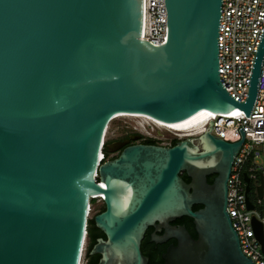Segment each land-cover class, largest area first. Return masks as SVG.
<instances>
[{"label":"water","instance_id":"obj_1","mask_svg":"<svg viewBox=\"0 0 264 264\" xmlns=\"http://www.w3.org/2000/svg\"><path fill=\"white\" fill-rule=\"evenodd\" d=\"M165 4L168 38L156 46L142 39L144 0H0V264H82L99 195L98 264H149L141 246L150 227L164 233L151 241H177L164 264H254L227 213L242 128L228 143L210 133L211 121L173 147L139 144L102 160L123 147L106 143L120 114L172 127L210 113L251 116L264 34L239 103L220 82L222 0ZM183 217L197 239L172 225ZM253 227L264 252L263 226Z\"/></svg>","mask_w":264,"mask_h":264},{"label":"built area","instance_id":"obj_2","mask_svg":"<svg viewBox=\"0 0 264 264\" xmlns=\"http://www.w3.org/2000/svg\"><path fill=\"white\" fill-rule=\"evenodd\" d=\"M167 25L165 0H144L142 39L156 46L163 45L168 38ZM263 34L264 0H222L218 38L220 82L239 103L247 100L252 68ZM116 120H122L123 127L128 131L147 133L146 126L139 118H115L111 124ZM211 121L210 133L228 143L239 142L238 131L240 128L244 130L242 147L232 165L227 185V213L243 254L254 264H264L263 248L253 227V219L262 224L264 243V62L251 116L247 118L244 113L209 116L201 128V134L194 133V137L204 134ZM174 134L191 137L184 136L188 133ZM102 160H105V154ZM259 186L262 187L261 197ZM247 187H250L248 193ZM247 197L253 209H249ZM92 200L103 203L104 198L93 197Z\"/></svg>","mask_w":264,"mask_h":264},{"label":"flooded vegetation","instance_id":"obj_3","mask_svg":"<svg viewBox=\"0 0 264 264\" xmlns=\"http://www.w3.org/2000/svg\"><path fill=\"white\" fill-rule=\"evenodd\" d=\"M150 129V128H149ZM152 131H156L154 127H152ZM148 134L150 135H147V133H144V132H137V131H127L125 132L124 134H121V135H118L116 136L115 138H113L108 144H110L112 146V148H120L122 147L120 150H118L117 152L115 153H110L107 151V159L106 160H112V159H116L120 156V154L122 153V151L129 147V146H134V145H158V146H164L163 144H169L168 146H164V147H173L175 146L178 142L182 141V140H186L188 139L189 137H179L178 135H176L174 138L170 139L169 141V138H163L161 133H160V130H157V135H154L152 133H150L149 131H146ZM176 141V144L174 145V142ZM186 176L190 182H191V179L187 176L186 173H182V178L183 176ZM216 178V175H212L210 177H208V182L209 180L212 181V183L214 182ZM184 179V178H183ZM185 181V179H184ZM190 182H187V183H190ZM210 183V184H212ZM103 205V208L105 209V206L104 204L102 203ZM184 218V217H183ZM183 218H180V219H177L176 221H174L172 223L173 226H176V227H180V226H183L182 224H178L177 221H181ZM193 222V221H192ZM189 233L190 235L194 238V239H197L198 238V234L195 230V227H194V224H193V228L192 230H189ZM156 233L157 235L159 236H162L164 233L163 231L162 232H156L155 228L153 227H150L146 234H145V237L142 241V246H141V249H142V252L143 254L149 258V262L151 260V256L153 255H156V256H159L160 257V260L162 261V263L164 264V260H163V255L164 253L167 251V249L171 246V245H174L176 246L177 245V241L175 239H168L166 242L164 243H156V242H153L151 241L152 240V236L153 234ZM147 237H149L148 239V243H147Z\"/></svg>","mask_w":264,"mask_h":264},{"label":"trees","instance_id":"obj_4","mask_svg":"<svg viewBox=\"0 0 264 264\" xmlns=\"http://www.w3.org/2000/svg\"><path fill=\"white\" fill-rule=\"evenodd\" d=\"M176 144V141L174 142V145ZM107 159V150H105V160ZM183 178L185 179L186 182H190V180L184 175ZM209 183H212L211 180H209ZM95 200H92V204L95 203ZM202 206H194L193 210L197 211L201 209ZM105 209L103 208L101 212H103ZM178 224L184 225L187 230H192L193 228V222L192 219L184 217L181 221H177ZM103 238L106 239V236L104 235L103 232H101L95 225L94 218L89 221V226H88V246H87V252H86V258H87V264H98L100 260V255H92L91 251L93 247L96 245L98 239ZM149 237H147V243H148ZM149 264H163L162 261L160 260L159 256L152 255L151 260Z\"/></svg>","mask_w":264,"mask_h":264},{"label":"rangeland","instance_id":"obj_5","mask_svg":"<svg viewBox=\"0 0 264 264\" xmlns=\"http://www.w3.org/2000/svg\"><path fill=\"white\" fill-rule=\"evenodd\" d=\"M139 121L144 123V121H142V120H139ZM123 126H124V123H123L122 120L114 121L111 124V126H110V128H109V130L107 132L106 142L109 143L116 136L124 134L125 132H127L128 130L125 129ZM145 126H146L145 127V131H149L150 133H152L154 135H157L156 131L160 130V133H161L162 137L163 138H169V141H170V139H172V138H174L176 136L174 133H171V132H169L167 130L158 129L156 126H153V124H149L148 123V124H145ZM152 127H154L156 131H152ZM102 209H103L102 203H99L98 201L93 203L92 204V211H91L90 217H89L90 220L93 219L98 213H100ZM87 246H88V239H87L86 248L84 250V254H83V257H82V264H87V258H86Z\"/></svg>","mask_w":264,"mask_h":264},{"label":"bare ground","instance_id":"obj_6","mask_svg":"<svg viewBox=\"0 0 264 264\" xmlns=\"http://www.w3.org/2000/svg\"><path fill=\"white\" fill-rule=\"evenodd\" d=\"M214 115L215 114H211V113L205 114V115L187 123L186 125L180 126V127H172V126H169L167 124H162V123L156 122L150 118H147L144 116H139V115L120 114L117 116V119L135 117V118H139L140 120L144 121L145 124H148V123L153 124V126H156L158 129L167 130L169 132L173 131V133L176 132L177 134L188 133L184 136H192L194 133H197L198 135L201 134V128L205 124L206 118L209 116L213 117ZM189 132H193V133H189ZM96 197L103 198L102 195H99Z\"/></svg>","mask_w":264,"mask_h":264},{"label":"clouds","instance_id":"obj_7","mask_svg":"<svg viewBox=\"0 0 264 264\" xmlns=\"http://www.w3.org/2000/svg\"><path fill=\"white\" fill-rule=\"evenodd\" d=\"M195 135H192L191 137H189V138H193Z\"/></svg>","mask_w":264,"mask_h":264}]
</instances>
